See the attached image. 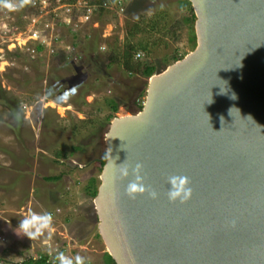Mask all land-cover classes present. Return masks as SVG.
Returning a JSON list of instances; mask_svg holds the SVG:
<instances>
[{"label":"water","instance_id":"1","mask_svg":"<svg viewBox=\"0 0 264 264\" xmlns=\"http://www.w3.org/2000/svg\"><path fill=\"white\" fill-rule=\"evenodd\" d=\"M189 1L195 50L104 138L99 235L115 264H264V0ZM138 165L157 199L126 193ZM170 175L188 202L169 201Z\"/></svg>","mask_w":264,"mask_h":264},{"label":"rangeland","instance_id":"2","mask_svg":"<svg viewBox=\"0 0 264 264\" xmlns=\"http://www.w3.org/2000/svg\"><path fill=\"white\" fill-rule=\"evenodd\" d=\"M135 1L125 15H97L91 23L79 24L76 34L59 28L66 43L77 48L73 57L32 58L10 51L9 38L0 40V257L7 262L43 254L62 264L110 262L95 199L86 188L91 179L101 185L103 141L112 123H107L112 115L107 102L118 103L115 117L139 113L136 102H145L150 78L132 77L118 65L107 67V58L128 39L144 41L149 50L139 52L136 60L160 74L176 57L195 50L185 23L190 12L181 0ZM139 21L144 33L132 39L130 31ZM4 100L18 103L16 116ZM79 146L82 150L76 152ZM58 151L67 158H57ZM54 177L61 180L47 181ZM32 213L51 215L50 235L45 230L30 239L18 229Z\"/></svg>","mask_w":264,"mask_h":264},{"label":"built area","instance_id":"3","mask_svg":"<svg viewBox=\"0 0 264 264\" xmlns=\"http://www.w3.org/2000/svg\"><path fill=\"white\" fill-rule=\"evenodd\" d=\"M132 1L111 0L103 8L122 16ZM99 11L91 0H0V40L9 38L10 51L19 50L32 58L43 54L73 57L77 48L66 43L59 28L65 27L76 34L79 24L91 23ZM48 256L49 263L53 262V256ZM32 259L39 261L42 257L17 264Z\"/></svg>","mask_w":264,"mask_h":264},{"label":"trees","instance_id":"4","mask_svg":"<svg viewBox=\"0 0 264 264\" xmlns=\"http://www.w3.org/2000/svg\"><path fill=\"white\" fill-rule=\"evenodd\" d=\"M66 1H70V0H66ZM111 0H91L93 5H97L100 8L99 11V16L102 17L104 14H107L111 11H107L106 9L103 8V6L106 3H109ZM135 1V0H133ZM139 1L141 0H136L135 2L139 3ZM183 3L182 5L185 6V8L187 10H189L190 15L189 17L185 20V23L190 27L192 33L194 34L195 38H193V34H192V38H191V42L194 45V49L197 46V37H196V33L194 32V26H195V22H196V16L195 13L193 11V7L192 4L189 0H181ZM162 21L165 18V16H162L160 18ZM142 22H138L135 27L130 31V37L132 39H135L137 36L141 35L142 33H144V29H142ZM156 27L155 23L152 25V30H154ZM129 42L124 46L123 49L120 48H115L112 49L111 53L109 54V57L107 58V67H111V65H118L119 67H121L124 71H126L130 76H137V75H143L145 78H151L152 76H154L156 74V69L153 66H142L141 64L138 63L139 61L136 60V56L139 54V52H144L147 53L149 50V44L145 45L144 41H141L137 44H134L130 41V39H128ZM183 57H176V61H181L183 60ZM138 61V62H137ZM96 62L98 64H100V61L98 58H96ZM6 102V106L13 111L14 115L16 116V112H15V108H17L18 103L15 100H4ZM137 107L139 112H141L144 107L143 104L144 102L142 100H138L137 102ZM108 107L112 110V115L108 117L107 119V123H111L112 120H114L115 117V113L119 112V105L115 100L112 101H108L107 102ZM82 147H77V149H75V151H81ZM57 158H62V157H66L63 155L62 151H58L55 153ZM106 163L105 161V156H104V160L102 162V165L104 166ZM61 177H54V178H49L47 179V181L49 182H57L60 181ZM91 182L89 183L88 187L86 188V193L89 197L95 199L98 195V190H99V181H97L96 179H91ZM107 257L109 258L110 262L109 264H115V262L113 261V259L111 258V256L109 254H106ZM42 257L41 260L39 261H35V260H27L25 262V264H48L50 257L47 254H43L40 255ZM10 262H7L5 259H3L2 257H0V264H8ZM49 264H62V263H58V261L56 259H54L53 262H50Z\"/></svg>","mask_w":264,"mask_h":264},{"label":"clouds","instance_id":"5","mask_svg":"<svg viewBox=\"0 0 264 264\" xmlns=\"http://www.w3.org/2000/svg\"><path fill=\"white\" fill-rule=\"evenodd\" d=\"M135 176V180L130 182L126 188V193L130 198H136L137 195H143L146 192L152 199L158 198V193L155 190L149 191L144 184L143 176L141 175V168L138 165L136 169L131 173ZM121 175L128 178L130 173L128 167H121ZM167 182L171 185L170 190L167 192V196L170 202L186 203L193 195L192 188L190 187V179L185 175H170L167 178ZM18 229L23 230V234L30 239H35L41 235V231L47 230L49 235L52 229V217L50 214L43 216L32 213L30 216L20 220ZM81 264L84 261L81 260Z\"/></svg>","mask_w":264,"mask_h":264}]
</instances>
